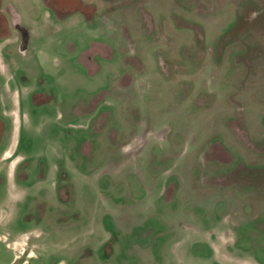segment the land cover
I'll return each mask as SVG.
<instances>
[{
	"label": "rangeland",
	"instance_id": "rangeland-1",
	"mask_svg": "<svg viewBox=\"0 0 264 264\" xmlns=\"http://www.w3.org/2000/svg\"><path fill=\"white\" fill-rule=\"evenodd\" d=\"M7 1L38 36L35 44L47 54L44 72L57 73L63 86L76 89L78 100L108 84L121 66L113 54L107 68L86 78L78 56L90 41L119 54L130 47L144 64L142 83L152 86L149 103L140 87L133 96L140 98L147 119L126 137L108 142L96 137L101 149L93 138L85 179L77 167L71 210L87 217L98 239L101 228L107 230L101 250L96 251L95 235L89 243L90 262H227L225 248L237 241L233 259L264 264V0H88L118 9L114 18L127 39L115 31L97 33L89 23L68 21L57 28L42 23L50 0ZM164 62L174 68L179 85L159 74ZM34 78L26 76L22 84L32 86ZM38 78L43 85L48 81ZM39 93L45 94L38 87L35 103L44 99ZM33 110L22 101L30 126L20 133V154L29 147L33 155L50 156L55 141L79 150L84 132L57 122L52 104ZM122 110L105 128L129 120ZM41 189L52 204L50 188ZM69 235L65 229L51 241L64 242ZM24 237L12 245L14 256L25 250ZM77 249L70 246L56 256ZM24 252L36 255L34 249ZM8 259L0 250V264Z\"/></svg>",
	"mask_w": 264,
	"mask_h": 264
},
{
	"label": "flooded vegetation",
	"instance_id": "flooded-vegetation-1",
	"mask_svg": "<svg viewBox=\"0 0 264 264\" xmlns=\"http://www.w3.org/2000/svg\"><path fill=\"white\" fill-rule=\"evenodd\" d=\"M112 6L106 3L92 4L88 3V0H50L46 8L49 13H44L42 23L53 28L61 27L68 21H76L83 26L89 23L90 26L94 24L93 28L97 33L106 30L112 34L115 31L125 39L123 25L114 18L119 11ZM32 28L23 23L11 2L0 0V250L9 256L6 264H107L90 262L93 250L89 249L88 245L94 235L96 240L99 236L88 227L86 216L71 210L70 187L75 174L78 173L77 167L79 171L80 167L84 169L79 173L80 178L87 177L85 157L89 156L93 149L89 143L93 138L96 140V137H99L98 142H108L117 136L126 137L133 132L134 124L141 123L143 118L147 119L140 98L137 96L135 99L133 96L135 90L139 91L140 87L142 94L147 96L146 102L149 103L152 86L142 83L145 67L139 60L140 55H134L130 47L129 51L119 54L104 43L90 41L87 49L82 50L78 56L86 78H92L104 67L107 68L114 55L121 66L116 68L115 77L111 78L108 84H100L88 90L81 100H78L76 89L63 86L57 78V73L50 75L44 72L47 54L35 44L34 40L38 36ZM159 63L163 64L161 61ZM160 64L159 74H165L170 82L179 85L180 82L174 81L177 77L173 78L174 68L165 62L164 66ZM31 74H35L32 86L22 84L28 82L26 76ZM40 76H45L48 80L44 85L38 78ZM38 87L42 88L45 94L39 93L44 99L35 103V91ZM131 97L136 100V106L131 105ZM22 101L30 105L32 112L33 109H42L50 103L54 106V119L57 122L67 123L75 130L84 132L77 150L79 152L71 146L66 147L55 141L56 144L52 142L49 146L50 156L44 155L43 152L33 155L29 147L20 154V133L23 128L30 126L29 115L21 111ZM120 108H123L124 117L126 112L128 113L129 120L117 122L116 128H105L110 117L118 118ZM42 113H45L44 109ZM66 137L65 140L70 142L71 135L66 134ZM95 142L96 149H101L102 146L97 140ZM214 151V154H218ZM77 155L80 162H77ZM43 186L50 188L51 197L54 199L52 204L47 203L46 195L41 189ZM65 229L70 230L66 241H51L53 235L61 234ZM100 231L102 237L107 234L103 227ZM21 236H25V250L34 249L36 255L29 252L31 256L24 252L25 250L19 253L20 256L13 255L12 245ZM102 237L96 242V251L101 250L106 243ZM236 243L238 242L235 241L231 247L225 248L229 255L227 262L202 263H246L237 262L238 260L233 259L230 254ZM70 246L78 248L76 253L69 256L61 254L58 259L56 254L67 252ZM210 247L208 246L209 250ZM250 264L257 263L251 261Z\"/></svg>",
	"mask_w": 264,
	"mask_h": 264
}]
</instances>
